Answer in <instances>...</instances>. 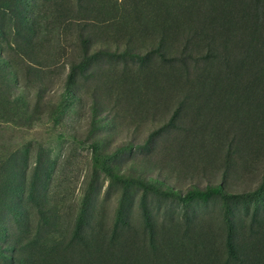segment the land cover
<instances>
[{"label": "rangeland", "instance_id": "374dc122", "mask_svg": "<svg viewBox=\"0 0 264 264\" xmlns=\"http://www.w3.org/2000/svg\"><path fill=\"white\" fill-rule=\"evenodd\" d=\"M0 264H264V0H0Z\"/></svg>", "mask_w": 264, "mask_h": 264}]
</instances>
